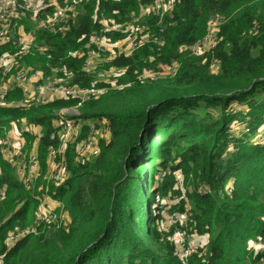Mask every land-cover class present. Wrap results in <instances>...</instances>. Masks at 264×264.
<instances>
[{
	"label": "trees",
	"instance_id": "16d2710c",
	"mask_svg": "<svg viewBox=\"0 0 264 264\" xmlns=\"http://www.w3.org/2000/svg\"><path fill=\"white\" fill-rule=\"evenodd\" d=\"M150 2L80 0L77 18L66 30L37 27L35 47L17 58L20 67L40 70L43 78H66L69 86L94 88L97 95L79 106L78 132L72 150L68 145L63 154L69 176L59 185L36 181L43 182L47 150L58 141L57 112L79 100L10 105L22 98L25 82L5 96L0 139L13 123L39 127V137L21 134L28 150L37 143L40 176L27 189L0 156V264H183L160 229L162 208L154 205L159 192L172 190L176 171L200 183L188 211L179 210L189 212L185 234L209 237L206 248L186 264L263 263L264 249L253 253L250 242L264 243V0H178L161 20L148 15L138 22L150 27V42L139 43L133 53L115 56L94 72L84 69L85 57L71 55L91 35L113 34L94 19L100 11L109 21ZM48 12L52 15V7ZM217 17L218 42L204 63L180 50L200 41L208 21ZM22 27L35 28L29 15ZM14 50V44L0 46V55ZM150 57L158 64L177 62L175 74L138 78L137 72L154 64ZM211 58L219 62L216 74L209 70ZM100 66L123 71L103 81ZM113 77L123 78L118 87L109 86ZM200 102L205 107L198 112ZM101 121L107 129L103 139L91 134ZM83 138L92 139L97 154L75 150ZM157 171L165 173L155 186ZM45 193L62 204L67 222L37 225L36 233L6 246L10 232L36 222Z\"/></svg>",
	"mask_w": 264,
	"mask_h": 264
},
{
	"label": "built area",
	"instance_id": "2783aa9c",
	"mask_svg": "<svg viewBox=\"0 0 264 264\" xmlns=\"http://www.w3.org/2000/svg\"><path fill=\"white\" fill-rule=\"evenodd\" d=\"M25 1L26 0H21L22 3H20L19 0H0V39H6V42H10V39L7 38V34L14 29L11 24V18H16L19 9L21 13L28 10L27 6L23 5ZM177 1L178 0H151L150 4L140 6V10L144 11L146 16H155L161 20L165 15L169 14L173 10ZM57 3L52 0H42L41 4L37 8V13L39 14L45 12V14H48V8L52 7V15L48 16L49 19L46 24H44V27H47L50 30L63 31L67 29L66 24L69 20H71L67 12H72L77 3L75 0L64 5L60 4L61 2L58 1ZM59 20L62 23L56 26L55 23L59 22ZM98 21L102 25L105 32L112 31V28L107 26V20L102 11L99 12ZM149 30L150 27L147 24L137 22L128 29L126 39L112 40L110 37L105 35H91L85 45L86 47L92 45L95 49L91 48L88 52H86L87 56H85L83 64L84 69L94 72L97 65L101 63L107 64L115 56L120 54L128 55L130 51L127 47L123 46V42H128L130 48L133 49L139 43L144 42V38L146 40L149 39ZM211 30L212 31H206L207 33H205L204 37L200 41L191 46H182L180 47V50L187 49L190 53H195L194 51L202 52L205 50L208 51L210 48H214L218 42V25L215 29ZM12 43L16 45L14 52L10 54L14 61H17V58L29 53L31 49L35 47V45L31 44L30 40H27L23 34L17 33V31L13 33ZM88 49L89 48H87V50ZM2 61L5 60L0 59V62ZM214 65L215 64L213 63L211 64V66ZM122 71V68H105L98 73V76L103 81H107L110 76H113V74H120ZM0 73L6 75L8 72L4 68ZM144 73L147 78H156L149 69L145 70ZM36 74L37 72L31 71V69L17 67L15 73L12 75V78L10 79L8 77L6 79L5 84L7 86L0 89V105L4 104V98L9 89H14L22 82H29ZM174 74L175 70H172V75ZM94 95H97V90L94 88L69 86L64 79H43L35 81L33 93L28 94L24 101L22 100L20 104L11 102L10 105L15 107L31 104L36 105L52 100L55 96V98H61L62 96L64 98H77L79 101L74 106L79 107L85 100ZM75 117H60V120L56 121V126L58 127V141L55 146H50L47 150V156L51 159L53 164V176L58 178L55 185L59 181L63 183L69 176L65 160L63 159V154L67 143H69L70 140L75 139L74 137L79 129L78 120L75 119ZM75 150L80 153H89L93 155L98 153V148L93 146L91 138L77 140ZM0 156L1 159L6 162H8L6 158L7 156L12 158L11 162H8L10 168L25 188L29 189L33 186V182L39 175L38 172L40 168L37 154L30 151H24L23 146H18L12 141H8L5 137L0 139ZM175 181L176 184L181 183V179L178 177L175 178ZM1 198L2 196L0 192V199ZM62 207L63 206L60 202L53 200L50 195L45 193L44 201L37 209L36 222L21 230L10 232L5 240V245L10 246L14 241L23 235L36 233L37 225L61 224L65 213ZM159 207L162 208L161 205ZM57 209L59 211H57ZM175 217V214H170L166 218L165 226H161L160 229L167 234L168 239L174 243L175 254L177 257L183 264H186L188 258L192 254L197 253L199 249L206 248L209 237L208 235L199 236L197 234L187 236L184 229L187 227L188 214L183 215L182 218H177V220ZM171 234L172 236L169 237ZM256 243L262 245L261 247H264V243L260 241ZM261 249L263 250L264 248Z\"/></svg>",
	"mask_w": 264,
	"mask_h": 264
},
{
	"label": "rangeland",
	"instance_id": "374dc122",
	"mask_svg": "<svg viewBox=\"0 0 264 264\" xmlns=\"http://www.w3.org/2000/svg\"><path fill=\"white\" fill-rule=\"evenodd\" d=\"M52 1L53 2L55 1L57 3L56 0H52ZM72 1L73 0H64L63 5L64 4L71 3ZM75 2L77 4H79L80 3V0H79V2H78V0L77 1L75 0ZM78 8H80V5L77 6L76 9L74 8V10L72 12H67L68 16L71 19L70 22H72V23L77 18V11L76 10ZM27 14H28V12L25 11V15L24 16H19V17H16V18L12 19L11 24L13 25V27H15V24L22 25V20H25V16H27ZM38 16H40V17H38ZM48 16H50V13L45 14V16H41L40 14H37L38 19L44 20V24H46L47 20L49 19ZM96 18L98 20V16L95 15L94 16V19H96ZM145 18H146L145 12L144 11H141L140 9H138L136 11L130 12L125 17L118 16V19L113 18V19L107 21L106 22L107 23V26H109V27L112 28V32H113L112 35H114L113 36L114 38H112V35L110 36V38H112L114 40L126 39V35H127L128 29L131 26H133L135 23L143 21ZM219 21H220V17H217V18H214L212 20H209L208 21V24H207V32L208 31H212L211 29H215L216 26L218 25ZM43 27H44V25H43ZM30 31H34V30H30ZM14 32H16V30H11L7 34V38L10 39V42H6V39H0V46H3V45H13V43H12V37H13V33ZM24 32L27 33L26 31H24ZM114 32H115V34H114ZM150 32H151V36H152L151 41L157 43L158 40H154L155 39L154 33L152 31H150ZM25 37L27 39L29 38L28 36H25ZM144 40H145L144 43L150 42L149 40L147 41L145 38H144ZM161 44H162V42H161ZM123 46L127 47L128 50L130 51V53H133L134 50H135L134 48L133 49L130 48L128 42L127 43L126 42H123ZM14 47L16 48V45H14ZM92 47H93L92 45L91 46H88V47H86V45H83L80 49H78L76 51H73L71 53V55L72 56L78 55L79 57H81V56L82 57H85V56H87L86 52H88ZM87 48H89V49L87 50ZM214 48H212V49L210 48L208 51L205 50V51H202V52H200V51H194L195 53H191V54H195L198 57H202V60L201 61H202V63H204L206 61V59H207V56L210 55V54H212V52L214 51ZM10 54H12V52L5 51V52H3V54L0 55V59L1 60H5V62L3 63V65H0V72L4 68L8 72L6 75H3V73L2 74L0 73V89L5 85L6 79L10 75H13L15 73V71H16V68L18 67V61H14L11 58V55ZM148 61H149V63H154L155 62V59H154V57H150L148 59ZM212 63L215 64V65L214 66H211ZM99 65H97V66H99ZM101 67L102 66H100V69H102ZM147 68L149 70H151V72L154 75V77L162 78V77H166V76H172V70H175V71L177 70L178 63L175 62V61L172 62L170 65H165L163 63H159V64L158 63H154V64L150 65ZM147 68L145 67L142 70H140L139 72H137L136 73V76L138 78H141V79H146L147 76L144 73V71L147 70ZM209 70H210L211 73H214V74H216V73L219 72V62H218L217 59L211 58L210 63H209ZM66 73L67 72H65V71L63 72V74H64L63 77H68L67 75H65ZM94 78H95L94 80L97 81V78H99V77L94 74ZM43 79H48V78H43ZM63 79L69 85L67 79L66 78H63ZM122 79H123L122 77H120V78L119 77H113L112 78V81H110V83H108V84H109L110 87H113V88L114 87H118L117 84ZM10 92L6 93V95H8ZM102 92H103V90H101L100 94ZM26 97H27V95L26 96L22 95V98L21 99L24 101L26 99ZM61 98H63V99H69V98H64L62 96H61ZM4 101H5V99H4ZM234 106L236 107V103H234L232 107H234ZM204 107H205V105H203L200 102V103H198L196 105V111L199 112ZM79 112H80L79 107H77V106H71V107L62 108L61 110H59L57 112V114L60 117H63V118L64 117L65 118H71V117L79 116ZM90 122H92V121H90ZM78 124H79V121H78ZM92 125H94V123H92L91 126ZM106 130L107 129L103 125V121H101V122L98 123L97 127L95 129H93V131L91 132V134H92V136H95L96 138L103 139V138H105ZM30 132H32V131H30ZM262 133H263V131L262 132H259V134H262ZM91 134H89V135H91ZM5 137L8 139V141L13 140V137H19V134L17 133V129H16V127H15L14 124H12V126L9 129H7L6 136ZM73 142H74V140L72 139V140H70V143H67L66 147L69 145V148H68L69 150H72ZM26 144H27V141L25 139V143L23 144V150L24 151H30L32 149L33 145L28 150L25 147ZM6 158H7V161L8 162H11L12 158L10 156H7ZM75 160L82 161V160H86V159H80L78 157L77 158L75 157ZM88 160H91V159H88ZM38 173H39V175L37 176L36 180L40 176V168H39V172ZM164 173L165 172H159V171L156 172L157 181L155 183V186L158 185V182L161 180V177L164 175ZM177 177L181 179V183L180 184H176L175 183L176 181H175L172 190L166 192L165 194L159 192L158 195L156 196V202L154 203V205L157 204L158 207L160 205L162 206L161 211H163L162 212V216L164 217V219H162L161 221H159V226H162V227L165 226L166 218L171 213L176 215V217H175L176 220H177V218H182V216L184 214H188L189 212H180L179 210L184 207L186 209V211H188L189 206H190L189 197H190L193 189L195 187H197V186L198 187L200 186V183L197 180H195L193 177L185 176L180 171H176L174 173V178H177ZM42 179H43V182L42 183L40 181H36V184L37 185H40V184H44L45 183L47 185H50V184L53 185L56 182V181L52 182L53 178H49L47 180V178H45L44 175H43ZM170 211H173V212H170ZM67 216L68 215L65 214V216L62 219L63 220L62 223L67 222ZM171 236H172V234L169 237H171ZM250 243H251L250 246H251V249H252L253 253L262 250L261 248H264V247H261L262 245H259L256 242H250ZM259 264H264V261H263V263H261V261H259Z\"/></svg>",
	"mask_w": 264,
	"mask_h": 264
},
{
	"label": "crops",
	"instance_id": "0c3cea01",
	"mask_svg": "<svg viewBox=\"0 0 264 264\" xmlns=\"http://www.w3.org/2000/svg\"><path fill=\"white\" fill-rule=\"evenodd\" d=\"M19 2L22 3L21 0H19ZM41 2H42V0H26L23 3V5L24 6H27V8H28V10H26V11L28 12L27 15H29V19L35 24V28L30 29V30H36L37 27H41V26L43 27V25H44V20H40L37 17V14H38L37 13V8L41 4ZM58 2H59V0H58ZM61 2H62V0H61ZM19 15L20 16H24L25 15V11H23V13H21L19 11ZM15 26H16V29H12V30H16L17 33L23 34L24 37L25 36H28L29 37L28 39L26 37L25 38L27 40H30V42H31L32 45H35V43H34V39H35L34 31H29V32L25 33L22 25L15 24ZM4 62L5 61L0 62V65H3ZM18 67L19 68H23V67H20L19 66V63H18ZM36 72H37V74L35 75V77H33L29 82H26L23 85L22 93H23L24 96L33 93V91H34V83H35L36 80H43L42 72L40 70H38ZM9 78L11 79L12 78V75H10ZM45 78L53 79L54 77H45ZM6 86L7 85L5 84L3 87H6ZM18 86H20V85H18ZM10 91H11V89H9L8 92H10ZM55 97H53V98H55ZM9 102H13V103H16V104H20L22 102V99H20V100H16L15 99V100H11ZM15 127L17 129V133L19 134V137H13V140H11V141L14 144L18 145V146H23V144L25 143V138L21 134L23 130H25V131H32L36 135V137H39V135H40V128L39 127H36V126H33V125H27V124H25L24 121H22V124H21V127L20 128L17 127V126H15ZM36 145L37 144L34 142L33 147L30 150V152L37 154ZM51 172H52V174H51ZM44 176H45V178H47V180L49 178H53L52 182L58 181V178L56 176H53V164L51 162V159L48 156H46ZM60 183H61V181H59L57 184H60ZM42 200L44 201V197H43ZM65 214L66 213H64V216H65ZM67 219H68V217H67Z\"/></svg>",
	"mask_w": 264,
	"mask_h": 264
}]
</instances>
